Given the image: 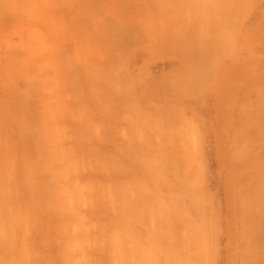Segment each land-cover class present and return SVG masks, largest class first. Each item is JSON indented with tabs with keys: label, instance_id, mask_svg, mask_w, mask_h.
<instances>
[{
	"label": "rangeland",
	"instance_id": "1",
	"mask_svg": "<svg viewBox=\"0 0 264 264\" xmlns=\"http://www.w3.org/2000/svg\"><path fill=\"white\" fill-rule=\"evenodd\" d=\"M187 1L0 0V264H264V3Z\"/></svg>",
	"mask_w": 264,
	"mask_h": 264
},
{
	"label": "crops",
	"instance_id": "2",
	"mask_svg": "<svg viewBox=\"0 0 264 264\" xmlns=\"http://www.w3.org/2000/svg\"><path fill=\"white\" fill-rule=\"evenodd\" d=\"M172 5L168 3L162 2V0H148V5L146 6L148 8L147 11H149L152 15L153 18H156L159 14L162 16L161 17V24L163 26L168 27L169 24V19L166 15L172 11H175L176 7L182 12L186 10V7L188 6V1L187 0H171ZM175 1V3H173ZM223 5L217 6L215 9H211V11L214 12H224L230 14L228 17V23H229V32L230 35L232 32L234 34L236 33L237 26L239 22L241 21L242 18L238 17L237 14H241L242 12L245 13V18L249 17L248 21H251V17L254 14V9L255 5L264 3V0H223ZM208 4L205 3V1H199L198 3L195 4V9H194V14L192 17L193 23H196L197 21V14L200 12L202 9V6L206 7ZM211 7V6H209ZM258 15L256 18H254L251 21L252 26H259L261 27L264 23V7H261L260 9L257 10ZM165 13V16L162 14ZM162 21H166V25ZM193 30V34H190L191 28L188 29L187 33L183 36H180V39L177 38V40L173 43L172 50L170 51L169 44H170V39L168 36V30L167 33L165 34L166 37H161V38H156L155 40H151V48L156 45L159 46V50L162 53V58L167 59L168 57H174V58H179L182 57L183 55H186V46L188 49V54L190 52L189 46L192 45H199V44H206V45H221L223 42L221 40H218V34L216 30L213 29H208L210 33L204 32L201 28L196 27V26H191ZM201 36H205L206 38L202 39L200 38ZM221 52V49L219 48L217 54ZM152 49H151V56H152Z\"/></svg>",
	"mask_w": 264,
	"mask_h": 264
}]
</instances>
